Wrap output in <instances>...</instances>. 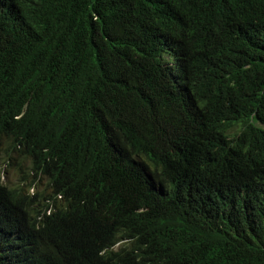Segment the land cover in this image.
Here are the masks:
<instances>
[{"label":"trees","instance_id":"16d2710c","mask_svg":"<svg viewBox=\"0 0 264 264\" xmlns=\"http://www.w3.org/2000/svg\"><path fill=\"white\" fill-rule=\"evenodd\" d=\"M0 136V264H264V0H0Z\"/></svg>","mask_w":264,"mask_h":264},{"label":"rangeland","instance_id":"374dc122","mask_svg":"<svg viewBox=\"0 0 264 264\" xmlns=\"http://www.w3.org/2000/svg\"><path fill=\"white\" fill-rule=\"evenodd\" d=\"M2 146V145H0ZM6 149V150H3ZM3 151H0V164H3V167H5L6 169L8 168V171H6L4 173L5 176V182L9 185L10 188H15L16 186H18L19 183V178L22 175L21 171L19 168H17V162H13L12 160L9 161V154L14 157L17 156V151L13 150L12 148V143L11 141L6 142L3 146ZM23 171L26 169V167L31 166L30 162H26L25 159L22 160L21 164H19ZM27 178V183H30L33 181V176H32V172H28L26 175ZM43 179V178H42ZM41 180H37V184H35V186H37L36 190H31V194H33L34 192H44L45 188H46V184H48L47 181H43ZM25 185V186H26Z\"/></svg>","mask_w":264,"mask_h":264},{"label":"clouds","instance_id":"9594fccd","mask_svg":"<svg viewBox=\"0 0 264 264\" xmlns=\"http://www.w3.org/2000/svg\"><path fill=\"white\" fill-rule=\"evenodd\" d=\"M168 61H169V67L172 68L173 67V62H172V57L168 56ZM176 83L172 84V87L175 89ZM181 99L186 100L185 95L183 94V92L180 90V92L177 94ZM141 104V103H140ZM138 123V117L136 116L133 121L131 122L132 126L134 127L136 124ZM3 137L0 138V141L2 140ZM3 148H0V151H2ZM12 156L9 154V158H11ZM0 169L2 170L1 173V180L2 183L5 184L7 187H9V185L5 182V176L4 173L6 171H8V168L6 169L5 167H3V164H0ZM10 188V187H9ZM14 189V188H11Z\"/></svg>","mask_w":264,"mask_h":264},{"label":"bare ground","instance_id":"6f19581e","mask_svg":"<svg viewBox=\"0 0 264 264\" xmlns=\"http://www.w3.org/2000/svg\"><path fill=\"white\" fill-rule=\"evenodd\" d=\"M173 26H174V25H173ZM173 26H172V27H173ZM170 27H171V26H170ZM152 57H153V56H152ZM164 59H165V58H164ZM166 59H167V58H166ZM162 61H163V60H162ZM158 66H159V65H158ZM168 66H169V65H168ZM165 67H166V66H165ZM163 70H164V69H163ZM117 78H118V77H117ZM140 79H141V78H140ZM164 79H165V78H164ZM109 80H110V79H109ZM115 80H116V79H115ZM119 80H120V79H119ZM167 80H168V79H167ZM110 81H112V80H110ZM138 82H139V81H138ZM115 83H117V82H115ZM124 85H125V84H124ZM84 92H86V91H84ZM86 94H87V93H85V96H86ZM110 110H111V109H110ZM4 134H5V133H4ZM6 134H8V133L6 132ZM10 135H11V134H10ZM15 135H16V134H15ZM2 136H3V135H2ZM6 136H7V135H6ZM0 137H1V136H0ZM3 137H4V136H3ZM6 138H7V137H6ZM13 138H14V137H13ZM9 139H10V138H9ZM9 139H8V140H9ZM2 148H3V147H2ZM3 150H6V149H3ZM3 150H2V151H3ZM67 239H69V238H67ZM64 240H65V239H64ZM90 242H91V239H90ZM90 242H89V243H90ZM93 242H94V241H93ZM91 243H92V242H91ZM91 243H90V244H91ZM82 244H83V243H82ZM90 244H88V245H90ZM95 244H97V243H95ZM95 244L93 243V246H94ZM91 245H92V244H91ZM91 245H90V246H91ZM98 246H99V245H98ZM88 247H89V246H88Z\"/></svg>","mask_w":264,"mask_h":264}]
</instances>
